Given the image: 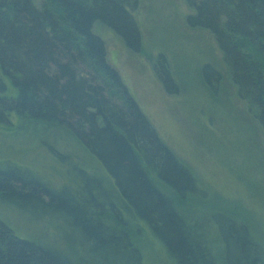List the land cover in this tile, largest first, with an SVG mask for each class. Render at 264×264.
<instances>
[{
    "label": "trees",
    "instance_id": "16d2710c",
    "mask_svg": "<svg viewBox=\"0 0 264 264\" xmlns=\"http://www.w3.org/2000/svg\"><path fill=\"white\" fill-rule=\"evenodd\" d=\"M138 2L0 0V125L30 133L67 178L53 186L8 160L0 163V197L20 212L44 210L32 218L40 228H54L53 212L79 241L75 248L66 241V253L18 236L0 217V264H144L141 223L175 264H264V244L245 222L198 205H207L205 190L165 144L94 31L109 28L141 51ZM185 2L194 10L188 23L214 34L264 134V68L253 59L256 51L264 56V0ZM154 69L177 93L164 54Z\"/></svg>",
    "mask_w": 264,
    "mask_h": 264
},
{
    "label": "rangeland",
    "instance_id": "374dc122",
    "mask_svg": "<svg viewBox=\"0 0 264 264\" xmlns=\"http://www.w3.org/2000/svg\"><path fill=\"white\" fill-rule=\"evenodd\" d=\"M42 1L37 0L39 4ZM137 6L134 17L141 30V51H130L109 28L99 24L94 28L106 42L110 63L121 72L165 144L197 177L207 194L206 207L198 205L232 213L264 244L263 129L238 94L214 34L188 23L187 15L194 10L185 0H139ZM159 54L167 57L177 93L165 89L154 69ZM253 59L262 70L264 56L256 51ZM206 65L209 67L204 70ZM19 131L0 125V163L23 164L53 186L65 184L66 172L60 163L38 147L30 133ZM12 205L16 204L0 197V217L18 236L40 240L66 253V241L74 248L79 245L77 239L69 237L71 231L61 223L63 219L53 212L54 228L44 229L32 219L44 216V210L30 212L18 206L21 213ZM203 212L206 215L207 209ZM141 224L144 228L137 246L144 264H175L151 229ZM212 227L215 234L217 226ZM80 258L87 259L85 254Z\"/></svg>",
    "mask_w": 264,
    "mask_h": 264
}]
</instances>
